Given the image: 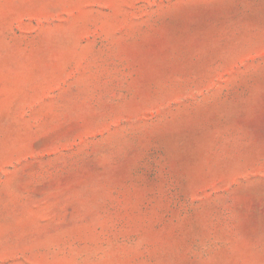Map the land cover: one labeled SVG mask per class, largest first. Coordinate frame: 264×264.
<instances>
[{"label": "rangeland", "instance_id": "374dc122", "mask_svg": "<svg viewBox=\"0 0 264 264\" xmlns=\"http://www.w3.org/2000/svg\"><path fill=\"white\" fill-rule=\"evenodd\" d=\"M0 264H264V0H0Z\"/></svg>", "mask_w": 264, "mask_h": 264}]
</instances>
